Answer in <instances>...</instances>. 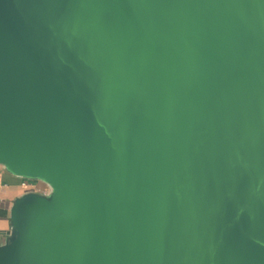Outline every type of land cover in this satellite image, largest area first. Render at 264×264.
<instances>
[{"label": "water", "instance_id": "obj_1", "mask_svg": "<svg viewBox=\"0 0 264 264\" xmlns=\"http://www.w3.org/2000/svg\"><path fill=\"white\" fill-rule=\"evenodd\" d=\"M0 166V264H264V0H0Z\"/></svg>", "mask_w": 264, "mask_h": 264}, {"label": "crops", "instance_id": "obj_2", "mask_svg": "<svg viewBox=\"0 0 264 264\" xmlns=\"http://www.w3.org/2000/svg\"><path fill=\"white\" fill-rule=\"evenodd\" d=\"M40 182L17 177L0 166V247L7 243L12 233L11 208L14 201L28 192L44 194L42 191L46 187H40Z\"/></svg>", "mask_w": 264, "mask_h": 264}, {"label": "rangeland", "instance_id": "obj_3", "mask_svg": "<svg viewBox=\"0 0 264 264\" xmlns=\"http://www.w3.org/2000/svg\"><path fill=\"white\" fill-rule=\"evenodd\" d=\"M40 187H46L45 190H44L46 194L51 192L50 188L48 186H46L44 183H42V182H40Z\"/></svg>", "mask_w": 264, "mask_h": 264}, {"label": "built area", "instance_id": "obj_4", "mask_svg": "<svg viewBox=\"0 0 264 264\" xmlns=\"http://www.w3.org/2000/svg\"><path fill=\"white\" fill-rule=\"evenodd\" d=\"M26 184H27V183H23V185H26ZM31 185H32V184H31ZM33 185H34V184H33ZM42 192H43V193H45V191H44V190H43Z\"/></svg>", "mask_w": 264, "mask_h": 264}]
</instances>
